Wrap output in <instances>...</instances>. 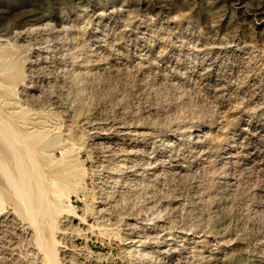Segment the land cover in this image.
Instances as JSON below:
<instances>
[{
    "label": "rangeland",
    "instance_id": "374dc122",
    "mask_svg": "<svg viewBox=\"0 0 264 264\" xmlns=\"http://www.w3.org/2000/svg\"><path fill=\"white\" fill-rule=\"evenodd\" d=\"M0 264H264V0H0Z\"/></svg>",
    "mask_w": 264,
    "mask_h": 264
}]
</instances>
